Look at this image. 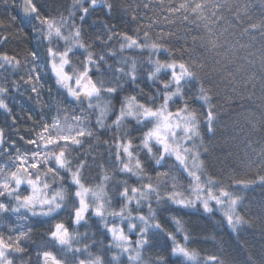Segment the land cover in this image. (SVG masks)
<instances>
[{
  "label": "snow or ice",
  "instance_id": "6c2138e0",
  "mask_svg": "<svg viewBox=\"0 0 264 264\" xmlns=\"http://www.w3.org/2000/svg\"><path fill=\"white\" fill-rule=\"evenodd\" d=\"M98 7L108 18L119 8L133 28L104 20L103 34L88 37L84 24ZM21 12L26 27L12 33L17 17L9 13L0 32L30 36L35 46L23 56L0 52V110L15 128L8 100L23 84L40 112L28 116L27 137L15 133L29 146L23 151L0 128V264H227L189 247L179 213L212 214L214 204L237 235L253 223L237 211L244 197L205 174L201 149L208 151L204 136H215L221 123L223 105L213 99L223 85L222 98L240 111L246 146L259 161L252 180L234 177L232 185L264 187V14L254 20L244 0H21ZM257 32L262 42L253 51ZM9 38L0 35V43ZM42 72L63 100L52 88V100H43ZM257 87L259 114L244 112ZM237 97L245 103L236 105ZM65 101L83 107L69 112ZM101 144L106 152L97 151ZM65 212L67 220H56ZM13 217L5 232L4 220ZM37 218L56 220L39 244L29 223ZM256 218L264 221V202ZM147 249L159 251L145 260Z\"/></svg>",
  "mask_w": 264,
  "mask_h": 264
},
{
  "label": "trees",
  "instance_id": "16d2710c",
  "mask_svg": "<svg viewBox=\"0 0 264 264\" xmlns=\"http://www.w3.org/2000/svg\"><path fill=\"white\" fill-rule=\"evenodd\" d=\"M115 2V0H114ZM132 2V0H129ZM139 2V0H137ZM250 8L251 16L254 20L261 18L264 14V0H244ZM20 1L15 0V7L12 6V0H0V20H3L6 24L7 16L11 13L13 16L17 17V23L15 28L12 29V33H16L19 29L26 27L20 23L22 19L19 13ZM148 15H152L151 12ZM128 17L117 8L111 18L105 15V9L98 7L96 12L93 13L84 24V29L88 37H95L97 33L103 34L104 25L102 21L107 20L109 24H116L118 30H131L133 25L125 23ZM159 31V29H156ZM8 34L9 40L7 44L0 43V52L7 51L9 53L18 52L23 56L24 51L35 46V41L29 36L27 39L21 34L20 36H12L9 33L0 32V35ZM255 48L259 49L261 46L260 34L255 33ZM87 38V37H86ZM244 43L248 42V37L244 38ZM115 43V42H114ZM118 48V44L115 45ZM99 51V49H96ZM43 54V53H42ZM243 54V53H241ZM146 55V54H145ZM160 58L166 59V54L161 53ZM258 71V63L256 66ZM42 77V98L44 101L52 100V97L48 95L49 88H52L53 95L57 101L63 100L64 97L56 92L54 87V82L51 78L41 73ZM9 79H18L13 77L11 73L8 74ZM2 79V77H0ZM145 91H148V85L145 83L141 84ZM224 86L221 85L219 97L213 99L214 104L223 105V111L219 113L220 125L217 128V133L215 136L205 135L204 144L208 148L207 152L201 149V158L205 164V174L210 175L213 179L220 181L225 186H230V190L238 192L239 195L244 197L241 205L238 207L237 211L241 215H246L249 219L253 221L250 225H245L239 232V235L233 233L228 229L226 223H222L224 217L223 212L217 210L213 207L214 212L212 214H206L200 209H185L181 210L179 216L184 222L186 229L191 233V238L189 241V247L199 251L201 257L210 254H217L222 259H224L227 264H261L264 260V221L257 219L256 214L259 212L260 204L264 202V187L260 186L258 183L250 184L247 190L241 187L232 185V179L234 177L243 180H252L256 175V170L259 167V161L257 159V154L253 153L251 149L247 148V142L245 136L247 133V126L244 124L240 111L237 107H229L225 104L223 96ZM196 89H192V93H195ZM259 87H257L256 95L252 97L250 101H247V107L243 110L244 112H255L257 115L260 111L261 101L258 99ZM10 107L12 108V113L17 117L15 128H10L9 125L12 124V120L7 116L2 110H0V128L5 132V139L16 140L18 147L21 151L29 146L24 144L19 140V135L28 136L27 130L31 129L33 121L28 119V116L38 119L40 106L37 104L35 96L31 93L30 87L21 84L20 90L18 92L14 91L10 94L8 100ZM245 103V101L240 100L238 97L235 98V104L239 105ZM64 106L67 107L68 111L71 112L75 108L83 107L82 105H70L64 102ZM176 105H173L175 108ZM193 107L199 109V104H194ZM206 110V109H205ZM47 111V109H45ZM245 128L244 132L240 131V128ZM19 133V135L15 133ZM204 132H207L206 126L204 127ZM109 137H101V140ZM253 141L260 139V134H255L251 136ZM259 145H257L258 147ZM88 145H85L87 148ZM97 151L106 152V148L101 144ZM171 163V161L169 162ZM253 166L249 168V165ZM167 168V165L165 166ZM178 177L179 183L187 186V178L179 171L172 173ZM122 179L123 177H117ZM133 179L130 183H134ZM111 188V185H109ZM155 207V205H153ZM251 209V212H249ZM167 215V213H165ZM64 219L67 220V213H62L61 216L57 217L56 220ZM43 218H37L36 220L29 221V223L34 225L33 228V242L36 244L43 243L47 240V230L51 223H55L56 220L50 222L41 221ZM4 231L6 232L7 225L9 223H15V218L4 220ZM166 227L174 230V225L166 222ZM69 227L71 228V223L69 221ZM85 227H80L78 231L80 233L85 232ZM181 242H183L182 235L180 236ZM170 244V242H168ZM160 246H165V240H160ZM159 249H147L144 251L145 260L154 257ZM175 259V258H174Z\"/></svg>",
  "mask_w": 264,
  "mask_h": 264
},
{
  "label": "rangeland",
  "instance_id": "374dc122",
  "mask_svg": "<svg viewBox=\"0 0 264 264\" xmlns=\"http://www.w3.org/2000/svg\"><path fill=\"white\" fill-rule=\"evenodd\" d=\"M43 73L46 74V75H48V76L51 78L50 73H46V72H43ZM51 80L54 82L53 79H51ZM189 164H191V161H189ZM213 207L216 208L217 210H220L221 212H223V209L218 208V207L215 206L214 204H213ZM132 239L134 240L135 237L133 236Z\"/></svg>",
  "mask_w": 264,
  "mask_h": 264
},
{
  "label": "water",
  "instance_id": "95a60500",
  "mask_svg": "<svg viewBox=\"0 0 264 264\" xmlns=\"http://www.w3.org/2000/svg\"><path fill=\"white\" fill-rule=\"evenodd\" d=\"M20 1V7H19V13H20V16H21V18L23 17V14H22V12H21V0H19Z\"/></svg>",
  "mask_w": 264,
  "mask_h": 264
}]
</instances>
